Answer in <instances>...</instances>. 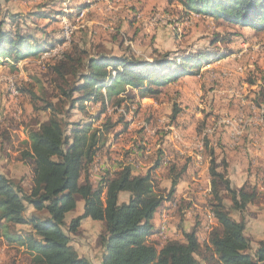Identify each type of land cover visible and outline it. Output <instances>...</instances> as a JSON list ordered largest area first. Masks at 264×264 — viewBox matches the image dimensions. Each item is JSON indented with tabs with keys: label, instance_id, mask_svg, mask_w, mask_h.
<instances>
[{
	"label": "rangeland",
	"instance_id": "rangeland-1",
	"mask_svg": "<svg viewBox=\"0 0 264 264\" xmlns=\"http://www.w3.org/2000/svg\"><path fill=\"white\" fill-rule=\"evenodd\" d=\"M0 6L2 16L9 25L6 27L8 30L33 35L44 48L17 62L12 57L0 59V173L26 190L32 183L31 168L22 160V153L27 148L26 133L47 121L49 113L41 110L46 102L60 105L63 114L59 117L69 123H92L93 129H97L109 118L115 125L104 134V145L99 148L89 169V178L94 184L99 183L101 176L108 174L115 159H127L123 151H137L127 161V164L133 163L137 175L153 168L151 166L158 157V151L162 152L166 161L165 171L172 177L174 172L170 171V167H177L180 171L184 163H192L190 157L185 158L186 154L182 162L177 161V151L191 153L199 167L209 166L206 141L208 148L221 152L215 157L217 171L228 175V158L224 152L229 147L238 148L245 139L249 127L246 126L249 122L246 123V120L254 119L264 129V26L257 31L230 25L195 12H186L173 0H0ZM37 13L50 18L32 16ZM66 29L68 41H65L64 36ZM55 40L60 42L52 47L43 46ZM216 40L220 42L216 43ZM72 45L85 51V57L106 53L119 57L133 56L149 62L166 53L172 59L205 51L228 55L219 62L203 63L197 76L168 83L153 96L141 97L137 91L125 88L124 92L106 102L104 113L95 121L101 109L98 103H86L84 111L76 106L66 118L64 112L69 110L68 101L61 96L54 82L55 77L49 70L52 60L61 57ZM231 56L237 59L232 62ZM222 60L227 62L221 63ZM237 68L242 71L238 72ZM250 83H254L255 87L251 88ZM10 85L11 89L17 91L15 97L10 94ZM117 99L120 100L119 105L114 103ZM189 102H192V106ZM233 106L236 107L234 112L231 110ZM238 120L242 121V125L237 123V130L245 133L238 144L231 147L228 139L223 138L225 128L234 127ZM248 140L242 143L243 146L249 143L246 150L264 151L262 143H259L262 149L258 150L252 146L253 141ZM151 151H154L152 158L149 157ZM165 152L168 157H164ZM221 154L223 158H220ZM246 154L249 155V152ZM252 156L245 159L246 180L242 183L247 187H259V200L254 205H248L242 213L231 211L234 220L245 224L244 235L250 241L251 253L257 243L264 239V157L256 156L254 151ZM155 177H158L157 174ZM182 179L178 190L184 191L182 194L188 193L190 202L179 201L180 205H177V201L171 203L173 210L176 208L174 213L172 210L171 216L174 218L171 224L184 232L183 220L187 218L192 225L189 230L201 227L203 236L198 241L204 245L210 233L209 227L214 228L216 223L215 219L207 222L211 198H205L204 201V197L195 195L190 184L185 183H191L188 174L186 176L184 173ZM170 183V179L154 180L155 189L162 190L160 192L164 197L167 196ZM231 187L237 189L235 185ZM122 195H126L127 201L128 194ZM123 200V197L119 199L120 202ZM224 203L229 208L231 203L227 194H224ZM82 206L83 202L79 199L76 209L66 215L67 223L82 214ZM199 209L201 217L197 214ZM184 210H189L187 217H184L186 213L181 212ZM31 212L32 208L28 207L27 213ZM165 215L166 210L158 214L160 230L156 233L159 235L154 233L156 237L152 241L150 238L154 234L148 238V242L156 249L163 247L169 240L165 238L159 243L165 235L163 230L168 222ZM197 220L200 223L195 226ZM17 230L26 228L18 227ZM103 235L104 226L101 222L84 219L78 231L70 235V244L80 257L92 264H101L105 252L101 243ZM174 240L181 242L179 237H174ZM201 257L196 258L199 264H206ZM25 259L21 248L7 244L0 236V264H12L13 261L24 264Z\"/></svg>",
	"mask_w": 264,
	"mask_h": 264
},
{
	"label": "trees",
	"instance_id": "trees-1",
	"mask_svg": "<svg viewBox=\"0 0 264 264\" xmlns=\"http://www.w3.org/2000/svg\"><path fill=\"white\" fill-rule=\"evenodd\" d=\"M173 1L186 12L230 25L257 31L264 26V0ZM2 14L0 6V59L12 57L17 62L44 50L33 35L8 30ZM32 16L50 18L43 13ZM59 42L43 46L52 47ZM85 54L72 45L61 57L52 60L49 70L61 96L68 101L66 118L76 106L84 111L86 103H98L101 109L95 121L104 113L106 102L125 88L137 91L141 97L153 96L168 83L197 76L203 63L219 61L228 55L205 51L172 59L166 53L149 62L133 56L99 53L85 57ZM114 103L119 105L120 100ZM41 110L49 113L48 119L27 131V148L22 153V160L31 168V187L26 190L0 173V236L7 244L23 250L24 264H92L70 244V235L78 231L84 219L104 226L101 243L105 252L101 264H199L196 259L199 256L206 264H264V239L251 253L244 222L231 216V211L242 213L248 205L256 204L259 191L247 185L233 189L226 173L217 171L215 152L208 148L207 141L211 187L208 207L216 221L215 227L210 228L207 244L199 243L194 227L188 233L183 232V242L167 241L156 249L148 242L156 231L152 223L154 215L165 200L173 198L186 166L180 171L170 167L174 176L168 174L171 187L166 197L162 190L155 189L151 176L154 168L135 176L131 168L124 167L112 175L101 176L99 183L94 184L89 169L104 145V134L115 125L109 118L97 129H93L92 123H69L59 117L63 114L61 106L52 102H46ZM157 155L155 167L163 154L158 151ZM122 193L128 194L127 202L119 201ZM224 194L229 196V208L224 203ZM79 199L83 202L82 214L67 223L66 215L76 209ZM28 207L33 212L27 213ZM18 227L26 230L19 231Z\"/></svg>",
	"mask_w": 264,
	"mask_h": 264
},
{
	"label": "crops",
	"instance_id": "crops-1",
	"mask_svg": "<svg viewBox=\"0 0 264 264\" xmlns=\"http://www.w3.org/2000/svg\"><path fill=\"white\" fill-rule=\"evenodd\" d=\"M235 59H237V57L231 56V61L232 62ZM227 60H229V59H227ZM223 62H227V61L222 60L221 63H223ZM213 66H216V65H213ZM210 68H211V66L209 67V69ZM206 70H208V69H206ZM236 70L238 72L242 71L240 68H237ZM250 85H251V88L255 87L254 83H250ZM235 98H237V97H235ZM234 102H236V101H234ZM189 104L192 106V102H189ZM235 109H236V107L235 108H234V106L231 107V110L233 112L235 111ZM247 121H249V122H248V124H246V126L248 125L249 127H248V130H247L246 133L241 131V130H237V128H236L237 127V123L242 125V121L238 120L237 122H235L234 127L225 128L226 134L223 137L226 140L228 139V142H230L229 146L232 147V146L238 144L241 136L243 135V133H245V137H244L245 139L242 142L239 143V145H238L239 147L238 148L230 149V147H229V150L224 152L226 158H228L227 162L229 164V168H227L228 175H226V177H228V180L230 181V184L231 185H235L237 189H240L242 186L245 185V184L242 183L243 181L246 180V164L247 163H246L245 159L247 157L253 158V156H252L253 155V151H254V154L256 156L262 155V157H264V151L263 150L262 151H257L255 149H252V151H248L246 149L248 148L249 143L245 144L244 146L242 145L243 142H245L246 140H247V142H249L248 139H250V140L253 141L252 146L254 148H256L258 150L262 149L261 145L259 146V143H262V146H264V129L262 128V124L259 125L256 122V120H254V119H247L246 123H247ZM238 135H240V137H237ZM225 142H226L225 143V145H226L227 141H225ZM153 152L154 151H151V154L149 155L150 158H152V153ZM177 152H178L176 154L177 161L182 162L183 159H184V154H186L187 156L185 155L186 156L185 158L187 159V158L190 157L192 163L194 164L193 165L190 162V165L189 164L187 165L186 163H184L182 165V167L186 166L185 175L186 176H187V174L189 175L190 182H191V183H188V182H185V183H187V185L190 184V188H193L194 193H195L196 196L204 197V201H205V198H211V195L209 194V190H211V187H210V176H209V166L208 165H203L201 167L197 166L196 163H195V160L193 159L192 154L189 153L188 151H177ZM214 152H215V157L220 155V153H221L220 151H214ZM247 152H249V155L246 154ZM136 153H137V151H128V152L123 151V155L126 154L127 155L126 156L127 159L125 160V159H123V157H122L121 160L119 158L115 159V161L113 162V166L110 167L109 171H107L108 174L118 172L124 167H129L132 170V174L137 176V174H135V172H137V171H136L135 166L133 165V163L132 164H127V161H129V159H131L133 156H135ZM163 153H164V151H163ZM166 156L168 157V154L165 152L164 157H166ZM178 156H180L181 158L178 159ZM223 156L224 155L221 154L220 158H223ZM161 158H163V155H162ZM168 162H170L169 158H168ZM171 162H173V161H171ZM166 166H167V164H166V161L164 160V158H163L162 162H160V164L157 167H155V161H154V165L151 166V167L154 168V170L151 173V176L153 177L154 180L162 181L163 179H170V177L167 176V174H168L167 171H165L166 170L165 169ZM146 172L145 173L143 172V174H141V175H145ZM218 172H220V171H218ZM153 173H154V175L157 174L158 177L154 178ZM238 173L242 174V175H239ZM181 181L183 182V179L182 180L180 179L178 181V183L176 184L175 188H174V195H173L172 200L171 201L170 200L164 201L162 203V205L158 208L157 212L154 215L152 223H153V225H154V227L156 229V231L154 233H156V232H159V230H160L159 221H158V214H160L162 211H165V210L167 211V215H165V216H166V219L168 220V222H167L166 228L163 230V234H165V235L162 237V239L159 241V243H161V241L163 239H165V238H168L169 239L168 241H178V240H174V237H179L181 242L184 241L183 231H181V230L179 231L177 227H175V226L173 227V225L171 224V222H172V220L174 218V216H171L172 215V210H173L171 203L177 201L178 202L177 205H180V202H182V203L187 202V201L190 202L189 201L190 200V195H188V193L182 194L184 191H179L178 190L179 189L178 188V184H179V182L181 183ZM163 183H165V182H163ZM170 187H171V185H170ZM170 187H169V189H170ZM258 189H259V187H258ZM180 194H181V197H180ZM121 195H119V196H121ZM122 197L124 198V200L122 202H127L126 199H125L126 195H122L121 198ZM121 198H119V199H121ZM179 199H181V200H179ZM174 206H176V205L174 204ZM178 209H179V207H178ZM175 210H176V208L173 210V213H174ZM181 212L183 214L186 213L184 215V217H187L188 216L187 214L189 213V210L188 211L184 210V211H181ZM197 214H199L200 217L202 216V212H201L200 209L198 210ZM197 219H199V218H197ZM200 220L202 222V218H200ZM183 223L184 224L182 225V229L184 230V232L188 233V232H190L193 229V227H192L189 230L190 226H192V225H191L190 221H187V218H186V220L185 219L183 220ZM199 223H200V221L197 220L194 223V225L195 224H199ZM196 227H197V229H196V237H197V239L198 238H202L203 231L201 230V227H199V226H196ZM156 234L152 235V237L150 238L151 241L153 240L154 237H156ZM157 235H159V234H157ZM207 240H208V237H207ZM206 244H207V242H206Z\"/></svg>",
	"mask_w": 264,
	"mask_h": 264
},
{
	"label": "bare ground",
	"instance_id": "bare-ground-1",
	"mask_svg": "<svg viewBox=\"0 0 264 264\" xmlns=\"http://www.w3.org/2000/svg\"><path fill=\"white\" fill-rule=\"evenodd\" d=\"M69 31V30H68ZM64 32V31H63ZM64 34V33H63ZM65 41L67 40L68 41V36H69V34H68V32H67V29L65 30ZM11 91L13 92L11 95L13 96V97H15L16 95H17V91L15 90V89H11ZM210 214V213H209ZM212 219H214V217H213V215H212ZM210 229V228H209Z\"/></svg>",
	"mask_w": 264,
	"mask_h": 264
},
{
	"label": "built area",
	"instance_id": "built-area-1",
	"mask_svg": "<svg viewBox=\"0 0 264 264\" xmlns=\"http://www.w3.org/2000/svg\"><path fill=\"white\" fill-rule=\"evenodd\" d=\"M67 41V40H66ZM9 91H10V94H12L13 92L11 91V85H10V88H9ZM163 218V217H162ZM210 220H212V213H210V214H208V217H207V222L208 221H210ZM163 222H165L164 221V218H163ZM206 230L208 229V224L206 225ZM211 232V231H210ZM209 235V234H208Z\"/></svg>",
	"mask_w": 264,
	"mask_h": 264
}]
</instances>
